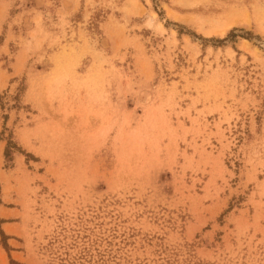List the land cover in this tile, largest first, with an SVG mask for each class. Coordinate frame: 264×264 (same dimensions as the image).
<instances>
[{
    "label": "rangeland",
    "instance_id": "rangeland-1",
    "mask_svg": "<svg viewBox=\"0 0 264 264\" xmlns=\"http://www.w3.org/2000/svg\"><path fill=\"white\" fill-rule=\"evenodd\" d=\"M0 264H264V0H0Z\"/></svg>",
    "mask_w": 264,
    "mask_h": 264
}]
</instances>
